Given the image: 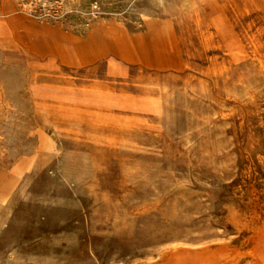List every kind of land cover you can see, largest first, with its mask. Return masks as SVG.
Masks as SVG:
<instances>
[{
	"label": "rangeland",
	"instance_id": "obj_1",
	"mask_svg": "<svg viewBox=\"0 0 264 264\" xmlns=\"http://www.w3.org/2000/svg\"><path fill=\"white\" fill-rule=\"evenodd\" d=\"M262 233L264 0H0V264Z\"/></svg>",
	"mask_w": 264,
	"mask_h": 264
},
{
	"label": "bare ground",
	"instance_id": "obj_2",
	"mask_svg": "<svg viewBox=\"0 0 264 264\" xmlns=\"http://www.w3.org/2000/svg\"><path fill=\"white\" fill-rule=\"evenodd\" d=\"M247 245L251 246V250L248 253H246L243 257L236 259V261L240 262L241 264L245 263L247 260H249V263L246 262V264L247 263L248 264H264V234L262 233L257 236L251 237V239L248 241L246 246ZM170 249H172V247ZM228 250H229V244H226V243L215 244L212 246H201V247L194 248V249H186V250L184 249L182 251L171 253L166 258V261L163 264H225L224 261H226V258L229 255ZM149 264H152V263H149Z\"/></svg>",
	"mask_w": 264,
	"mask_h": 264
}]
</instances>
